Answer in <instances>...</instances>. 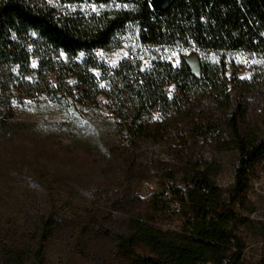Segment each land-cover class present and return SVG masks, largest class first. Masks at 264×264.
I'll list each match as a JSON object with an SVG mask.
<instances>
[{"label":"trees","instance_id":"1","mask_svg":"<svg viewBox=\"0 0 264 264\" xmlns=\"http://www.w3.org/2000/svg\"><path fill=\"white\" fill-rule=\"evenodd\" d=\"M59 1L70 6L69 10L61 11L47 0H0V87L14 96L30 95L26 77L36 71L46 83V95L58 99L63 95L66 103H72L73 90L91 98L96 90L103 92L113 113L114 130V141L107 143L106 152L115 159L133 162L147 141L171 138L177 149L178 182H174V170L164 171L163 176L184 210L180 229L164 230L156 225L157 213L167 212L170 201L154 194L143 212L128 219L127 230L117 235L118 256L125 264H221L223 259L244 264L246 243L237 228L248 218L235 206L244 207L253 177L264 168V133L254 126L241 130L245 107L231 100L225 63L220 71L201 62L197 77L184 59L177 66L158 57L145 69L140 60H124L111 75L112 86L98 88L89 68L99 65L88 54L109 46L115 33L131 23L139 27V40L150 45L264 53V0H176L161 12L153 10L151 0ZM90 5L95 7L90 9ZM81 52L88 55L83 61L60 59L61 53L74 58ZM36 59L35 68L32 62ZM55 66L58 85L52 86L48 77ZM172 83L175 89L170 95ZM200 91L210 94L214 108L224 115L222 120L184 117L190 96ZM6 108L9 114L0 119V148L5 142L39 144L47 158L63 156L68 147L61 137L63 129L54 124L41 132L32 127L26 131L11 117L10 103ZM156 111L161 117L153 119ZM210 139L238 153L234 180L226 189L214 180L221 168L218 161H194L195 147ZM54 227L53 219H42L32 251L34 264H44L45 244ZM139 246L151 253H139ZM9 264H27L24 253L15 251Z\"/></svg>","mask_w":264,"mask_h":264},{"label":"rangeland","instance_id":"2","mask_svg":"<svg viewBox=\"0 0 264 264\" xmlns=\"http://www.w3.org/2000/svg\"><path fill=\"white\" fill-rule=\"evenodd\" d=\"M47 1L61 11L69 10L70 6L59 0ZM94 7L90 5V9ZM88 55L99 65L89 68L98 88L112 86L111 75L124 60H140L145 69L158 57L177 66L184 59L197 77L201 75V62L220 71L224 62L231 100L245 107L241 130L254 126L264 133L263 52L150 45L139 40V27L131 23L115 33L109 46ZM88 55L81 52L72 58L61 53L60 59L83 61ZM32 66L37 67V59ZM56 69L48 77L52 86L58 85ZM26 79L31 89L27 96H14L0 87V119L9 114L6 106L10 103L11 117L26 131L32 127L34 132H41L55 124L63 129L61 137L68 147L57 160L44 156L39 144L5 142L0 148V264H9L17 250L24 253L27 264H34L32 251L44 218L55 221L45 244L44 264H125L115 247L117 235L127 230L128 219L143 212L154 194L170 201L167 212L157 213L156 225L164 230L180 229L184 210L169 188L170 181L163 176L164 171L174 170V182L180 177L177 149L171 138L147 141L133 162L115 159L106 152L107 143L114 141V130L113 113L103 92L96 90L91 98L73 90L72 103H66L63 95L61 99L46 95V83L36 71ZM69 81L72 83L71 78ZM174 89L172 83L170 95ZM189 99L184 117L203 121L224 118L208 92L200 91ZM160 117L158 111L154 112L153 119ZM211 159L221 164L214 180L226 189L234 180L238 153L220 148L211 139L195 147V162ZM223 197H228L225 190ZM235 209L248 218L237 228L246 243L244 264H264V168L253 177L247 203L244 207L236 204ZM137 251L151 253L144 246Z\"/></svg>","mask_w":264,"mask_h":264},{"label":"water","instance_id":"3","mask_svg":"<svg viewBox=\"0 0 264 264\" xmlns=\"http://www.w3.org/2000/svg\"><path fill=\"white\" fill-rule=\"evenodd\" d=\"M175 0H151L150 4L154 11L161 12L168 9Z\"/></svg>","mask_w":264,"mask_h":264},{"label":"built area","instance_id":"4","mask_svg":"<svg viewBox=\"0 0 264 264\" xmlns=\"http://www.w3.org/2000/svg\"><path fill=\"white\" fill-rule=\"evenodd\" d=\"M175 1H176V0H175ZM175 1H174V2H175ZM174 2H173V4H174ZM173 4H172V5H173ZM172 5H171L169 8H171V7H172ZM169 8H168V9H169ZM166 10H167V9H166ZM164 11H165V10H164ZM155 12H156V11H155ZM201 20H202V21H204V20H205V18H203V17H202V19H201ZM263 33H264V29H263ZM200 264H212V263H211V262H207V263H200ZM221 264H229V262H228V259H223V261H222V263H221Z\"/></svg>","mask_w":264,"mask_h":264}]
</instances>
